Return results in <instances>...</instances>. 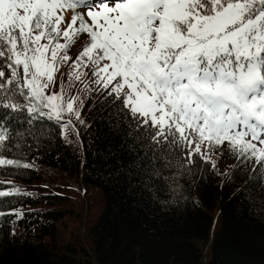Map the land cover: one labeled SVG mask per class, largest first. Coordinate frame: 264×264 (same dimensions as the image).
I'll return each mask as SVG.
<instances>
[{
  "label": "trees",
  "instance_id": "obj_1",
  "mask_svg": "<svg viewBox=\"0 0 264 264\" xmlns=\"http://www.w3.org/2000/svg\"><path fill=\"white\" fill-rule=\"evenodd\" d=\"M115 97L83 105L73 140L61 121L9 113L0 159L21 166L0 164V264H201L204 247L206 264H264V161L231 152L221 176L200 154L189 162L157 143ZM53 169L83 186L75 211L58 191L29 190ZM69 216L82 231L63 242Z\"/></svg>",
  "mask_w": 264,
  "mask_h": 264
},
{
  "label": "snow or ice",
  "instance_id": "obj_2",
  "mask_svg": "<svg viewBox=\"0 0 264 264\" xmlns=\"http://www.w3.org/2000/svg\"><path fill=\"white\" fill-rule=\"evenodd\" d=\"M81 33L89 41L73 60ZM69 61L73 80L91 67L92 82L123 93L138 126L189 162L225 142L264 161V0H0V147L9 113L79 118L77 97L46 91Z\"/></svg>",
  "mask_w": 264,
  "mask_h": 264
},
{
  "label": "rangeland",
  "instance_id": "obj_3",
  "mask_svg": "<svg viewBox=\"0 0 264 264\" xmlns=\"http://www.w3.org/2000/svg\"><path fill=\"white\" fill-rule=\"evenodd\" d=\"M77 11L84 13L85 18L87 19L86 8H79ZM73 15L72 10H66L64 12L65 16V22L61 25V28H66L67 24L71 21V17ZM88 23L90 24L91 21L88 20ZM89 37L87 33H81L78 36L73 38V41L71 43V47L68 50V55L73 58V60L77 57V55L82 51L83 47L88 43ZM64 41L61 40V43ZM71 61L67 63H63L59 67V71L55 74V83L50 85L48 89L46 90L47 93L51 94L53 92L55 93H61L62 87H63V95L65 99L69 97H77L78 99L74 102V108L79 111L80 115L79 118H77L75 115L65 114L63 115L61 121V131L62 136L66 140H73L75 137V131L79 124H81L82 121V107L85 105L86 102L93 100L95 97H97L102 91H109L111 88V85H109V89H105L103 87V83L96 84L95 82H92L94 78L91 75V67L88 68H81L82 72H86L87 76H84L81 78V80H73L69 73L73 72L74 69L70 67ZM88 83L89 87L87 89L84 88V84ZM115 81H113V84ZM124 91H127L125 89ZM121 96L123 97V93H121ZM231 152L229 150V146L227 142H225L223 145L216 146L214 150L211 152L208 151L207 146L201 147V153L200 155L206 159L209 160L217 172L223 176L226 174L233 166L234 161L231 159ZM41 179L34 185L32 183L33 187H30V191L32 192H43V193H51L58 191L59 194H62L66 197V203L65 206L69 210L75 211L77 209L78 201L79 200H85V194H84V188L81 184H79L75 179L68 178L69 176L64 171L58 169V170H50L48 172H41ZM45 184L46 187L39 188L41 184ZM52 184L57 186H63L64 190L61 189H53ZM29 188V187H28ZM98 188H96L93 192H91V198H98L99 192L97 191ZM88 191V190H86ZM56 192V193H58ZM216 209H219L217 207ZM70 217V219H69ZM65 218V228H63L58 234L59 239L64 241H67L68 233L69 231L77 232L78 234L81 233L82 229L80 226H78V221L75 220L74 216H69ZM218 223L217 215H214L213 219V230L215 226ZM74 226H77L76 230H74ZM68 238V239H67ZM209 242L207 245V248L210 246ZM208 260V252L206 247L203 248L202 258H201V264H206Z\"/></svg>",
  "mask_w": 264,
  "mask_h": 264
}]
</instances>
